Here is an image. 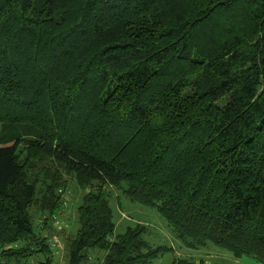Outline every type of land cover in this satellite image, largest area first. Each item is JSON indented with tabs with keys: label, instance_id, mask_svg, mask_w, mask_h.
Returning <instances> with one entry per match:
<instances>
[{
	"label": "trees",
	"instance_id": "obj_1",
	"mask_svg": "<svg viewBox=\"0 0 264 264\" xmlns=\"http://www.w3.org/2000/svg\"><path fill=\"white\" fill-rule=\"evenodd\" d=\"M131 205L264 264V0H0V264L174 253Z\"/></svg>",
	"mask_w": 264,
	"mask_h": 264
},
{
	"label": "rangeland",
	"instance_id": "obj_2",
	"mask_svg": "<svg viewBox=\"0 0 264 264\" xmlns=\"http://www.w3.org/2000/svg\"><path fill=\"white\" fill-rule=\"evenodd\" d=\"M74 186L73 184H70V190H73H71L73 194L71 195L72 202L78 201L81 195L83 194V190L81 189H79L81 191H75L74 189H76V186ZM134 209L137 213L136 217L138 219L146 221L145 226L147 227L149 232L148 236L146 237V240L155 246L164 245L170 246L173 249L174 253L170 252L166 254V256L156 260L153 264H169L172 262L173 259H176L177 257L190 261L193 260L195 262H197L199 259H202V261H204L206 264H262L255 261V259L251 256L233 258L224 250L211 245L198 252L186 250L183 246L181 247L178 242L172 239L166 227V223L159 217V215L155 211L151 209H142L137 206L131 205V212ZM73 216L74 211L72 212V215L65 213L64 219L60 220L59 225L53 224L52 222L49 224V231L47 230L43 233L45 237H48L49 244L52 238H55L56 240V246L53 248V257L55 264H66V238L69 237L75 230V224L73 223V221H71V219H73ZM67 222H69V226L67 225ZM121 222L122 219L119 224Z\"/></svg>",
	"mask_w": 264,
	"mask_h": 264
},
{
	"label": "built area",
	"instance_id": "obj_3",
	"mask_svg": "<svg viewBox=\"0 0 264 264\" xmlns=\"http://www.w3.org/2000/svg\"><path fill=\"white\" fill-rule=\"evenodd\" d=\"M62 195H61V197H62V199H63V206L64 207H66V205L65 204H67L68 203V198H67V196H65V191H62V192H60ZM64 211V209L62 208V212ZM53 223L54 224H57V225H59V221H53ZM52 247H55L56 245V240H55V238H53V240H52ZM58 246V245H57Z\"/></svg>",
	"mask_w": 264,
	"mask_h": 264
}]
</instances>
